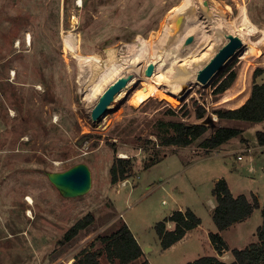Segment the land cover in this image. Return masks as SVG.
<instances>
[{
	"label": "rangeland",
	"instance_id": "1",
	"mask_svg": "<svg viewBox=\"0 0 264 264\" xmlns=\"http://www.w3.org/2000/svg\"><path fill=\"white\" fill-rule=\"evenodd\" d=\"M181 1L82 0L80 5L79 0H0V264H69L82 249H104L101 237L123 223L144 249L151 247L145 252L146 264H173L174 258L180 262V249L163 253L155 225L177 204L190 203L204 218L206 229L212 222V188L216 178L224 175L236 194L255 192L260 202L242 223L241 239L235 241L233 232L227 236L235 244L230 246L244 248L257 241L264 219V156L254 155L264 149L257 142L264 121L223 122L214 111L250 96L253 83L258 82L254 71L264 68V44L256 54L232 57L207 86L188 84L189 92L176 104L150 98L135 107L129 93L113 101L105 117L93 119L100 93L95 94V84H90L94 78L80 80L76 51L96 54L102 59L101 68H106L124 53L132 54L138 38H150V44H155L163 22ZM208 1L230 19L245 4L254 23L264 26V0ZM260 36L258 32L252 38ZM230 66L236 71L235 80L216 93V80ZM227 98L232 100L226 103ZM204 109L203 121L210 128L203 135L187 148L164 142L175 133L164 123H194ZM221 126L237 127L243 133L231 145L203 154L202 140ZM246 147L253 152H245ZM241 152L243 160L237 158ZM115 157L131 158L132 164L127 179L112 182ZM80 162L91 169V189L66 197L47 172ZM28 195L33 203L27 201ZM88 214L92 222L66 241L65 233ZM202 237L198 251L210 255L212 247ZM227 250L216 249L219 255L215 256L221 258ZM101 260L120 264L111 263L104 251Z\"/></svg>",
	"mask_w": 264,
	"mask_h": 264
},
{
	"label": "bare ground",
	"instance_id": "2",
	"mask_svg": "<svg viewBox=\"0 0 264 264\" xmlns=\"http://www.w3.org/2000/svg\"><path fill=\"white\" fill-rule=\"evenodd\" d=\"M205 1L182 0L171 9L167 20L163 22L155 44H150V38H138L134 42L132 54L124 53L106 68H101L102 59L96 54L76 51L80 80L83 76L86 77V82L94 78L90 84H95V94L100 93L101 96L109 85L130 74L127 83L115 94L102 117L106 116L113 101L122 99L129 93V102L135 107L141 106L150 98L179 103L190 90V87L185 90L188 84L207 86L235 55L258 53V47L264 44V26L260 27L254 23L245 4H241L238 13L230 19L220 12L215 2L209 4V11ZM78 3L81 5L82 0ZM258 32L261 34L260 38L253 39ZM233 35L239 36L243 44L208 81H200L197 77L199 71ZM190 36H194V40L187 42ZM27 42H32L30 34ZM150 63L155 66L153 72L148 74L145 69ZM85 69L90 70V73L86 74ZM231 100L232 98H227L223 101L229 103ZM26 199L30 203L34 201L30 195ZM28 214L32 216V210H29Z\"/></svg>",
	"mask_w": 264,
	"mask_h": 264
},
{
	"label": "trees",
	"instance_id": "3",
	"mask_svg": "<svg viewBox=\"0 0 264 264\" xmlns=\"http://www.w3.org/2000/svg\"><path fill=\"white\" fill-rule=\"evenodd\" d=\"M263 70V67H257L254 71V78L260 75ZM235 77L236 71L231 66L228 67L221 78L216 80L214 91L216 93L224 92L232 85ZM214 112L219 118L254 122L264 121V83L255 81L252 85L250 96L241 106L235 108L221 107ZM204 113L205 109L199 110L197 116L202 117ZM164 124L175 129V133L168 135L164 142L179 146L190 145L209 129V125L188 123L184 120L169 121ZM241 133L242 130L240 128L221 126L216 129L212 136L203 139L201 145L206 149L216 148ZM257 136L259 143H264V131H258ZM155 162L153 160L151 164ZM130 164H132L131 158L115 157L110 168L112 182L127 179ZM213 195L216 197L217 206L213 211L212 217L220 231L247 219L253 214L254 209L259 207L256 198L250 201L245 195L234 196L228 182L224 178L216 182ZM262 215L264 217V207L262 208ZM92 219L90 214L85 218L79 219L65 233V240L68 241L74 238L81 229L86 228L92 222ZM168 219L176 221L175 229H167L166 220ZM168 219L159 221L155 225L163 249H168L178 242L189 238V231L201 223V219L190 208L185 211H173ZM210 238L219 252L229 249L220 232H211ZM101 239L105 243L104 249H82L80 254L75 256V260L69 264H104L101 260L103 251L111 263L119 262L120 264L133 263L144 255L143 247L127 223H123L117 231L104 235ZM231 252L234 260L229 262L215 255H204L187 264H264V221L258 228L257 241L248 244L244 248L234 247ZM143 262L145 263L147 260Z\"/></svg>",
	"mask_w": 264,
	"mask_h": 264
},
{
	"label": "crops",
	"instance_id": "4",
	"mask_svg": "<svg viewBox=\"0 0 264 264\" xmlns=\"http://www.w3.org/2000/svg\"><path fill=\"white\" fill-rule=\"evenodd\" d=\"M256 79H258V82H260V83H264V70H263V72L260 74V75H258L257 76V78ZM248 97V96H247ZM247 99H244V101H242L241 103H239V104H237V105H233V106H230L229 108H235V107H239V106H241L245 101H246ZM215 115H217V114H215ZM217 119V118H216ZM215 120V119H214ZM235 122V121H237V122H250V121H246V120H239V119H226V118H223V122ZM252 122H254V121H252ZM258 122H262V121H258ZM194 123H200V124H206V125H209V124H207L205 121H203V116L202 117H198L197 118V121H194ZM230 127H232V126H230ZM209 128H210V125H209ZM260 131V130H259ZM264 131V130H263ZM258 132V131H257ZM242 133H243V131H242ZM241 133V134H242ZM240 135V134H239ZM238 136V135H237ZM237 136H235V137H237ZM235 137H233V138H231L229 141H227V142H225V143H223V144H221V145H219L218 147H216V148H212V149H206V148H204L203 146H202V148L204 149V150H206V152H203V154H205V153H210L211 152V150H219V149H221V148H224L225 146H229V145H231V141L232 140H234L235 139ZM198 139V138H197ZM194 142V141H193ZM192 142V143H193ZM257 142H258V145L260 146V148L261 147H263L264 148V143H259V141H258V138H257ZM191 143V144H192ZM183 148H187L188 147V145H187V147L186 146H182ZM228 151H236L235 149L234 150H228ZM253 152V151H252ZM251 152V153H252ZM256 152H258V153H256ZM255 152V155L254 156H256V157H258L259 155L260 156H264V149H262L261 151H256ZM259 152H261V153H259ZM251 153H248V154H251ZM232 155H233V153H232ZM168 155H166V156H164V157H162L161 159H159V161L160 160H163L164 158H166ZM244 159V158H243ZM242 159V160H243ZM262 168H263V170H264V167L262 166ZM234 169L235 170H233L234 172L238 169L237 167H234ZM250 170H251V172L252 171H255V168H254V166H252L251 168H250ZM221 178H224L227 182H228V184H229V187H230V189H231V191H232V193H233V195L234 196H238V195H245L250 201H253L254 200V198H256L257 200H258V203H259V206H260V202H259V197H258V195H256L255 194V192H252L250 195L249 194H247V193H245V192H241V193H235V191H234V188H233V185H232V183H231V181H230V179L229 178H227V176L226 175H224V176H218L217 178H216V180H215V184H216V182L219 180V179H221ZM215 184H214V187H215ZM214 187L212 188V195H213V189H214ZM214 196V195H213ZM217 206V200H216V197L214 196V199H212L211 200V206H210V209H209V211L211 212V215L213 214V211H214V209H215V207ZM187 208H190L200 219H201V223L200 224H198L195 228H193L192 230H190L189 231V238H187V239H184V240H182V241H180V242H178L177 244H175V245H173V246H171L170 248H168V249H163V247L161 246V250H163V253H165V254H168V252H170L171 250H174V252H176V251H178L179 249L181 250V254H180V262H178V260L176 259V258H174L175 259V262L173 263V264H187L188 262H190V261H193V260H195V259H197V258H199L200 256H202L201 254H200V252L198 251V246H197V243L199 244V245H201V241H202V239H203V237L202 236H204V238L207 240V242H208V244H210V246L212 247V253L210 254V255H219V252L217 253H215V251H216V248H215V245L213 244V242L211 241V238H210V233L211 232H220V234H221V236L223 237V239L226 241V243L228 244V246H229V249L224 253V255H222V256H220L223 260H225V261H230V260H227L226 258H232L231 259V261L232 260H234V256H233V254H232V252H231V249L232 248H234V247H237V246H230V245H235V244H233V242H231L230 240H229V238L227 237L229 234H230V232H233L234 234H236L234 237H235V241H238L239 239H241L240 238V235L238 234V232H239V229L241 228V225H242V223H244V222H246L251 216H249L247 219H245V220H243V221H241V222H237V223H235V224H233V225H231L230 227H228L227 229H224V230H222V231H220L219 230V228L217 227V225L215 224V222H214V220H213V217H212V222H211V224L208 226V227H206V229H205V221H204V218L201 216V215H199L198 213H197V211L195 210V208L193 207V205H191L190 203H179V204H177V206H175L174 207V209L173 210H171V212H170V214L168 215V217L172 214V212L173 211H176V210H182V211H185ZM254 212V211H253ZM168 217H166L165 219H168ZM263 221H264V219H263ZM176 221L175 220H172V219H168V220H166V227H167V229H170V230H173V229H175V227H176ZM134 233V232H133ZM134 235H135V233H134ZM231 235V234H230ZM207 236H208V239H207ZM135 237L137 238V236L135 235ZM210 238V239H209ZM137 240L139 241V239L137 238ZM159 240H160V243H161V239L159 238ZM210 241V242H209ZM139 243L141 244V246L143 247V249H144V246L142 245V243L139 241ZM246 246V245H245ZM242 246H240V247H238V248H241ZM149 250H151V247H149V246H146L145 247V249H144V255L142 256L143 258H144V260L143 261H145V260H147V262H145V263H142V264H146V263H148V259L146 258V253L145 252H147V251H149ZM194 252H196L197 254H192V253H194ZM204 256V255H203ZM225 256V257H224ZM140 259V258H139ZM139 259H137V260H139ZM137 260H135L134 262H136ZM130 264H132V263H130ZM136 264V263H135ZM139 264V263H138Z\"/></svg>",
	"mask_w": 264,
	"mask_h": 264
},
{
	"label": "water",
	"instance_id": "5",
	"mask_svg": "<svg viewBox=\"0 0 264 264\" xmlns=\"http://www.w3.org/2000/svg\"><path fill=\"white\" fill-rule=\"evenodd\" d=\"M205 4L210 11L209 1ZM193 37H189L188 41H192ZM243 44L242 39L233 35L229 41L223 45L214 57L199 71L198 79L202 82L208 79L223 65L229 56ZM154 63H150L147 67V73L151 74L154 69ZM130 74L120 77L102 93L99 101L92 109L93 119H99L107 110L108 104L113 100L115 94L127 83ZM49 179L66 197H76L87 193L92 186V173L89 165L85 162H80L63 171L47 172Z\"/></svg>",
	"mask_w": 264,
	"mask_h": 264
},
{
	"label": "built area",
	"instance_id": "6",
	"mask_svg": "<svg viewBox=\"0 0 264 264\" xmlns=\"http://www.w3.org/2000/svg\"><path fill=\"white\" fill-rule=\"evenodd\" d=\"M252 151H253L252 147H246V149H245V152H247V153H251ZM243 154H244V152L239 153L237 158L242 160L244 158ZM263 167H264V164H263Z\"/></svg>",
	"mask_w": 264,
	"mask_h": 264
}]
</instances>
